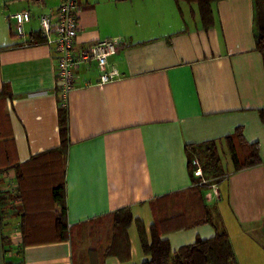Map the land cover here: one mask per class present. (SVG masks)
Listing matches in <instances>:
<instances>
[{
  "label": "crops",
  "instance_id": "1",
  "mask_svg": "<svg viewBox=\"0 0 264 264\" xmlns=\"http://www.w3.org/2000/svg\"><path fill=\"white\" fill-rule=\"evenodd\" d=\"M63 2L0 0V193L18 189L16 166L61 146L56 55L46 42L32 40L41 32L40 17L56 14ZM257 2L264 11V0L214 2L213 23L205 28L198 5L185 0H78L75 50L120 38L124 45L110 64L122 77L100 86L90 61L68 98L64 182L73 239L57 240L55 180L44 170L48 159L39 160L22 169V199L11 203L6 218L0 204V264H78L80 245L100 253L84 264L149 262L135 221L144 223L151 242L161 208L171 216L177 209L170 202L191 198L188 148L208 143L217 145L225 177L205 193L206 204L216 203L238 264H264V51L256 44ZM21 12L31 14L24 36L13 19ZM238 129L259 146L262 164L235 173L226 138ZM214 186L219 199L212 197ZM123 209L134 218L128 262L103 258L111 243L103 228ZM215 234L203 224L164 238L175 253Z\"/></svg>",
  "mask_w": 264,
  "mask_h": 264
},
{
  "label": "trees",
  "instance_id": "2",
  "mask_svg": "<svg viewBox=\"0 0 264 264\" xmlns=\"http://www.w3.org/2000/svg\"><path fill=\"white\" fill-rule=\"evenodd\" d=\"M179 1V0H178ZM189 3H195L199 7L200 15L205 28H208L213 23V15L211 4L222 0H185ZM256 10L258 13V27L256 31V44L260 51H264V11L261 3L257 2ZM32 42H46L42 32L34 36ZM60 95V94H59ZM60 97V96H59ZM59 124L61 146L52 151L37 156L27 165L16 166L18 189L0 193V204L2 216L6 218L7 203H15L16 199H22V169L29 167L31 164L38 163L39 160L48 159L45 163L47 166L44 169L48 175H53L55 183L51 188L53 206L55 210V222L59 241L72 240V229L68 224V208L66 201L65 188V173L68 149L70 145L69 139V114L68 108L62 106V100L59 98ZM260 118L264 123V110L260 111ZM226 144L231 156L232 163L235 168V173L247 168L255 167L262 164L260 159V149L257 144H248L243 136L241 129L236 130L234 135L226 138ZM189 171L193 181V188L189 191L191 198L182 201L174 200L169 204L174 206L177 211L173 215L168 212L158 218V221L151 228V242H149L144 223L136 220L142 249L145 255L151 257L149 262L143 264H238L236 254L231 243L227 230L222 223L217 224L212 216L209 205L206 204L205 193L210 190L209 182L203 183L204 178L196 177L194 166V155L199 156V169L204 172L208 178L218 180L217 184H221L225 177L224 166L219 149L215 143H208L200 147H189ZM211 176V177H210ZM206 178L205 180H209ZM211 181V180H210ZM13 195V196H12ZM15 195V196H14ZM12 205V204H11ZM14 206H12L11 210ZM169 207V206H167ZM112 220V236L110 246L104 251L103 258L117 257L122 262H128L131 258L130 240L128 231L134 222V218L130 209H123L115 212L110 216ZM203 224H210L214 227L216 234L211 239L198 238L195 243L181 247L177 252L173 253L169 240L165 239V232L181 229H189ZM25 223H23V226ZM23 234V246L29 244ZM96 254L99 257V251H90L89 259ZM81 262V261H80ZM78 264L79 260H78Z\"/></svg>",
  "mask_w": 264,
  "mask_h": 264
},
{
  "label": "built area",
  "instance_id": "3",
  "mask_svg": "<svg viewBox=\"0 0 264 264\" xmlns=\"http://www.w3.org/2000/svg\"><path fill=\"white\" fill-rule=\"evenodd\" d=\"M78 0H64L58 12L54 15L40 17L41 32L46 44L52 46L56 55V77L62 106L68 108L70 93L76 88V80L80 67L90 61L97 64L100 72L98 85L103 86L119 80L122 75L116 67L110 64V58L117 55L124 45L120 38H113L89 45L85 50H75V39L78 35ZM16 22V32L24 36V24L30 22L29 12L17 13L13 16ZM201 174V169L196 171ZM15 187V186H14ZM15 193V188L11 189ZM212 197L219 199V188L214 186Z\"/></svg>",
  "mask_w": 264,
  "mask_h": 264
},
{
  "label": "rangeland",
  "instance_id": "4",
  "mask_svg": "<svg viewBox=\"0 0 264 264\" xmlns=\"http://www.w3.org/2000/svg\"><path fill=\"white\" fill-rule=\"evenodd\" d=\"M194 163H197V164H194V166H196L197 168L198 167H201V165H200V160H199V156H197V155H194ZM201 172H202V170H201ZM195 173H196V171H195ZM201 175H203V178L204 179H206V178H208L207 176H205V174H204V172H202V174ZM211 177V176H210ZM211 180L212 181H209V183L208 184H211V185H213V184H217V182H218V180H216L215 178H213V177H211ZM212 187V186H211ZM211 187H209V189L211 188ZM13 196V195H12ZM15 196V195H14ZM7 206L8 207H6V214L9 212V210L11 209V203H7ZM217 205H216V203L215 202H210V205H209V208H210V210H211V212H212V216H213V218H214V220H215V222L217 223V224H220L219 222H220V219H219V213L217 212V207H216ZM106 226L103 228V230H107V231H109V236L111 237L112 236V220L109 218V219H107V223L105 224ZM109 237V238H110ZM88 253L89 252H87L84 248H83V246L82 245H80V247H78V251H77V255H78V260H79V263L80 264H84L85 263V261L86 260H89V257H88ZM81 261V262H80Z\"/></svg>",
  "mask_w": 264,
  "mask_h": 264
}]
</instances>
